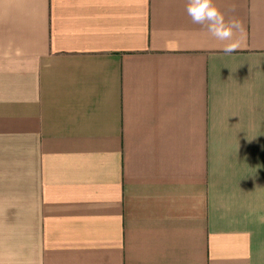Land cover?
Wrapping results in <instances>:
<instances>
[{
    "label": "crops",
    "instance_id": "obj_1",
    "mask_svg": "<svg viewBox=\"0 0 264 264\" xmlns=\"http://www.w3.org/2000/svg\"><path fill=\"white\" fill-rule=\"evenodd\" d=\"M187 2L0 0V264H264V0Z\"/></svg>",
    "mask_w": 264,
    "mask_h": 264
},
{
    "label": "clouds",
    "instance_id": "obj_2",
    "mask_svg": "<svg viewBox=\"0 0 264 264\" xmlns=\"http://www.w3.org/2000/svg\"><path fill=\"white\" fill-rule=\"evenodd\" d=\"M235 12V7L231 9ZM186 12L194 24L201 25L217 40L230 41L223 47L225 53H233L240 47L234 32L241 30V22L235 16L226 21L224 14L213 4V0H188Z\"/></svg>",
    "mask_w": 264,
    "mask_h": 264
}]
</instances>
